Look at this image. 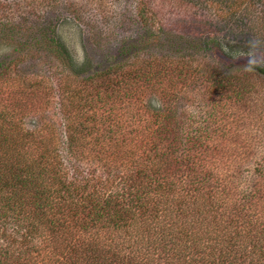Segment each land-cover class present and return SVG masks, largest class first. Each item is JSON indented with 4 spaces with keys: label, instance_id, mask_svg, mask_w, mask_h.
Instances as JSON below:
<instances>
[{
    "label": "trees",
    "instance_id": "obj_1",
    "mask_svg": "<svg viewBox=\"0 0 264 264\" xmlns=\"http://www.w3.org/2000/svg\"><path fill=\"white\" fill-rule=\"evenodd\" d=\"M250 2L242 19L253 13L263 23ZM20 30L30 33L0 26L1 45ZM45 30L62 73L51 67L14 84L6 72L0 83L59 97L63 144L75 149L56 151L53 123L19 130L23 112L0 109V264H264V150L255 156L264 109L248 100L264 56L236 52L214 34L175 56L130 55L81 75L89 58L77 61L54 28ZM30 45L32 36L15 49L26 54ZM229 58L239 62L233 70ZM182 102L199 112L182 113ZM236 158L261 162L254 179L230 184L244 173L229 168Z\"/></svg>",
    "mask_w": 264,
    "mask_h": 264
},
{
    "label": "rangeland",
    "instance_id": "obj_2",
    "mask_svg": "<svg viewBox=\"0 0 264 264\" xmlns=\"http://www.w3.org/2000/svg\"><path fill=\"white\" fill-rule=\"evenodd\" d=\"M251 0H0V26L11 25L14 28L27 27L29 35L23 30L18 35L9 39V46L4 48L0 43V64H8V68L0 67V81H5L4 76L24 80L35 76L49 75V68L54 67L57 74L62 73V66L58 53L53 46L42 43L47 28H54L57 35L65 44L68 51L78 61L87 56L89 62L86 73L93 70H103L113 61L124 59L126 56H136L137 60H146L147 56L155 58L164 55L175 56L179 54L180 47L195 45L196 41L206 39L214 34L222 38V43L230 44L237 52L239 49L251 48L264 56V32L255 34L254 31L264 29V19L255 20V14L241 15L248 8ZM253 12H264V3L252 0ZM249 9V8H248ZM140 11V12H139ZM229 12L228 15L225 13ZM232 12V13H231ZM230 13L232 15H230ZM143 14V17L141 15ZM239 14V15H238ZM224 15V17H222ZM251 16V17H250ZM249 17V20H248ZM251 23L248 24V22ZM252 26V27H250ZM229 28H234L230 30ZM44 33V34H42ZM0 33V38L1 37ZM32 36V46L29 53L16 50L15 46L26 37ZM227 42V43H226ZM192 48V47H191ZM128 49L126 53L121 50ZM201 55V54H200ZM213 64H220V69L225 68L222 63L207 52ZM23 59L19 60L20 57ZM135 57V58H136ZM134 58V59H135ZM218 62H215L214 60ZM9 61V62H8ZM220 62V63H219ZM242 66L248 67L246 60ZM254 62V61H252ZM231 70L238 66V61L233 58L227 60ZM62 68V69H61ZM245 68V69H246ZM229 70V69H225ZM240 71V70H239ZM248 71V70H241ZM65 72V70L63 71ZM101 72V71H99ZM175 75V74H174ZM173 75V76H174ZM256 78V88L248 95V100L259 98L257 104L264 109V77ZM173 78V77H172ZM156 81V80H155ZM163 82L162 80L157 83ZM156 83V82H155ZM3 84V83H2ZM0 83V109L16 111L18 114V129L37 130L42 126L53 123L56 127V151L65 154L75 148L63 144L65 122L59 108V97L50 98L49 92L39 89H30L20 92V85H2ZM51 90L58 86L54 77L49 82ZM60 85V84H59ZM57 87V88H56ZM26 90V88L24 87ZM33 90V91H31ZM145 92H141L142 96ZM188 96V95H187ZM189 97V96H188ZM45 98H49L45 100ZM187 98V97H186ZM247 98V97H246ZM245 98V99H246ZM148 97L141 100L146 104ZM243 102V98L241 99ZM182 113L197 114L199 110L193 104L182 102L179 104ZM242 108V105L240 107ZM46 114L45 120L41 116ZM113 115L120 114V109L113 111ZM129 116V113L126 112ZM196 116V115H195ZM37 122H33V121ZM46 128L42 132L46 133ZM60 133V135H59ZM61 140V141H60ZM65 148H64V147ZM264 149H257L258 156ZM240 155H246V149L240 148ZM238 153V154H239ZM62 154V155H63ZM259 157V156H258ZM245 159L236 158L230 163L232 172L242 169L240 177L230 179V184L239 183L244 178L254 179L261 167L258 159L244 162ZM92 161L82 160L80 167L84 170L92 168ZM68 170H70L68 168ZM228 197L227 203L231 201Z\"/></svg>",
    "mask_w": 264,
    "mask_h": 264
}]
</instances>
